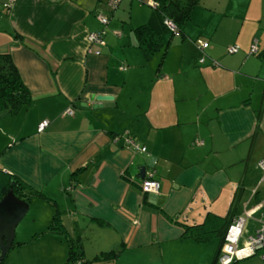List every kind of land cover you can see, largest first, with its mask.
<instances>
[{
	"label": "crops",
	"instance_id": "1",
	"mask_svg": "<svg viewBox=\"0 0 264 264\" xmlns=\"http://www.w3.org/2000/svg\"><path fill=\"white\" fill-rule=\"evenodd\" d=\"M8 1L0 0V54L11 56L32 102L0 114V170L40 195L10 250L45 235L64 240L68 257L66 238L49 231L58 213L86 264H211L219 238L185 239L184 226L227 216L238 194L235 217L251 216L244 237L260 229L264 0H200L182 35L151 0L130 2L124 15L109 0H16L9 9ZM141 25L164 43L149 60L134 35ZM101 30L102 43L90 45ZM232 46L239 51L229 55ZM126 134L145 151L127 146ZM147 173L157 194L141 190ZM110 252L117 256L99 258Z\"/></svg>",
	"mask_w": 264,
	"mask_h": 264
},
{
	"label": "trees",
	"instance_id": "2",
	"mask_svg": "<svg viewBox=\"0 0 264 264\" xmlns=\"http://www.w3.org/2000/svg\"><path fill=\"white\" fill-rule=\"evenodd\" d=\"M151 1L156 4L154 9L161 15L163 20L169 21L174 25L175 33L177 35L183 34L185 24L190 21L192 11L200 2V0ZM134 35L137 40L138 48L142 51L147 60L157 52L161 51L164 47L161 36L147 25H141L134 28ZM31 102V94L23 84L11 56L9 54H0V114L14 116L22 108L30 105ZM10 189L17 198L27 203L32 196L37 195V193L30 191L20 180L0 170V199H2ZM239 196L240 195L238 194L235 197L227 216L219 217L213 214H208L202 224L184 226L183 238L185 239L204 242L214 237L219 238L220 248L211 264H218L217 258L223 244L226 229L238 211ZM49 231L55 232L66 238L69 247L66 264H71V262L78 259L83 260L82 264H86L85 260L82 258L83 254L80 244L77 240L68 237L65 228L61 224L58 213H55L49 225ZM13 245L14 241L12 243V246ZM116 256L117 253L110 252L101 255L99 258L101 260H106ZM4 259L0 264L4 262ZM237 262L238 261H235L232 264H236Z\"/></svg>",
	"mask_w": 264,
	"mask_h": 264
},
{
	"label": "built area",
	"instance_id": "3",
	"mask_svg": "<svg viewBox=\"0 0 264 264\" xmlns=\"http://www.w3.org/2000/svg\"><path fill=\"white\" fill-rule=\"evenodd\" d=\"M16 0H9L8 3L5 4V8H11L12 4ZM120 0H109L108 1V9L110 12H113L117 9ZM151 6L154 8L155 3L150 2ZM99 23L102 26H106L109 22V19L104 15H98ZM165 25L175 33L174 25L164 20ZM105 34L104 30H101L96 33H91L87 37V41L90 45H99L102 43L103 36ZM200 49L204 50L208 47V43H199ZM227 54L233 55L239 51L237 46L228 47L226 49ZM257 52V47L255 41L250 46V54H255ZM204 59H200V63H203ZM215 64V63H213ZM65 114L72 115L73 112L71 109H67ZM47 125L46 121H43L39 124L38 130L42 131L44 127ZM124 142L127 146L134 148L135 150H139L141 152L145 151V148H140L136 143L135 139L129 135H125ZM259 170L264 173V159H261L258 162ZM262 181H264V176H262ZM160 189V184L153 178L152 173L145 174V178L141 184V190L144 193H154L157 194ZM255 195V192L252 193ZM258 209V207L256 208ZM254 211V210H253ZM250 213L244 212L243 216L235 217L231 223L228 225L225 236L223 239V244L217 258L218 264H232L235 261H240L243 259L250 258L259 254L262 259H264V224L261 225L260 229L255 232L253 236L244 237V229L246 220L249 219ZM83 260L78 259L71 262V264H82Z\"/></svg>",
	"mask_w": 264,
	"mask_h": 264
},
{
	"label": "rangeland",
	"instance_id": "4",
	"mask_svg": "<svg viewBox=\"0 0 264 264\" xmlns=\"http://www.w3.org/2000/svg\"><path fill=\"white\" fill-rule=\"evenodd\" d=\"M125 1H127V5L125 6ZM136 1V0H135ZM130 2H134V0H124V3H120L118 9V13H122L124 15V13H128L130 10L129 4ZM136 5V2H134ZM117 11V10H116ZM116 20H118L116 18ZM121 20V19H119ZM117 22V21H116ZM259 169V168H258ZM264 175V174H262ZM262 188H264V185L261 186ZM247 197V195L244 196V199ZM245 201V200H244ZM242 200V204L244 202ZM30 207V205H29ZM34 210V208H32V211ZM261 214H264V211L258 212L256 215L253 216V219H258L261 217ZM31 214L30 216H27L25 218V220L19 224V230L21 229V227H24L25 225L28 224V220L31 219ZM264 218V217H262ZM38 222V221H36ZM251 224V222H250ZM31 232L28 231L26 234H24L23 236H18L17 234V239L16 240H20L21 238H28L29 236H31ZM30 240V238H29ZM64 240H59L56 238H52L49 236H43L41 239L36 240L35 242H31L29 244V246H27L26 249L24 250H9L6 258L4 259V262L2 264H12V262L14 261V264H33V260H34V264H63L66 257H67V248H66V243H64ZM216 243H218V240H215ZM259 258L261 259L262 262H264V259L261 258V256L259 254L252 256L250 258L243 259L240 260L238 263L239 264H250V263H254V260L251 261L252 259L255 258Z\"/></svg>",
	"mask_w": 264,
	"mask_h": 264
},
{
	"label": "water",
	"instance_id": "5",
	"mask_svg": "<svg viewBox=\"0 0 264 264\" xmlns=\"http://www.w3.org/2000/svg\"><path fill=\"white\" fill-rule=\"evenodd\" d=\"M98 102L112 101L110 97L97 96ZM100 107V106H99ZM143 178L144 170L140 172ZM29 209V204L17 198L12 190L0 199V263L9 252L15 239V230L18 224L23 220Z\"/></svg>",
	"mask_w": 264,
	"mask_h": 264
}]
</instances>
